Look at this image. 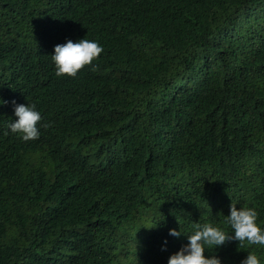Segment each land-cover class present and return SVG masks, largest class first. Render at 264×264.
<instances>
[{"label": "trees", "instance_id": "16d2710c", "mask_svg": "<svg viewBox=\"0 0 264 264\" xmlns=\"http://www.w3.org/2000/svg\"><path fill=\"white\" fill-rule=\"evenodd\" d=\"M84 38L104 51L57 76ZM0 100V264H168L196 224L234 236L232 204L264 229V0H0Z\"/></svg>", "mask_w": 264, "mask_h": 264}, {"label": "clouds", "instance_id": "9594fccd", "mask_svg": "<svg viewBox=\"0 0 264 264\" xmlns=\"http://www.w3.org/2000/svg\"><path fill=\"white\" fill-rule=\"evenodd\" d=\"M103 51V47L98 42L86 38L78 42L68 40L65 44L56 45L54 55H52L56 75L75 78L85 66L92 65ZM95 70L93 67V71ZM3 103L6 102L0 100V104ZM13 104L17 119L11 122L8 128L12 133H19L24 141L38 139L40 135L38 124L42 116L36 110L35 105L16 104L15 101ZM49 126L47 123L43 125L45 128ZM257 218L258 213L254 208L243 207L238 210L236 205L232 204L227 223L234 230V236L209 223L202 226L196 224L194 233L188 236L189 243L171 255L168 264H222V261L215 255L211 258L205 256L206 246L217 248L229 240L239 241L240 248H243L245 243L264 246V229L257 224ZM169 235L179 237L181 232L171 229ZM248 253L241 264H261L254 252Z\"/></svg>", "mask_w": 264, "mask_h": 264}]
</instances>
